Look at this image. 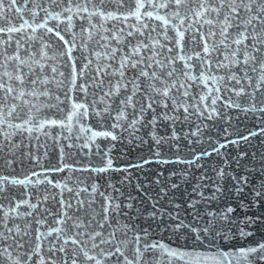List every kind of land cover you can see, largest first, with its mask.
Instances as JSON below:
<instances>
[{"label": "snow or ice", "instance_id": "obj_1", "mask_svg": "<svg viewBox=\"0 0 264 264\" xmlns=\"http://www.w3.org/2000/svg\"><path fill=\"white\" fill-rule=\"evenodd\" d=\"M0 264H264V0H0Z\"/></svg>", "mask_w": 264, "mask_h": 264}]
</instances>
